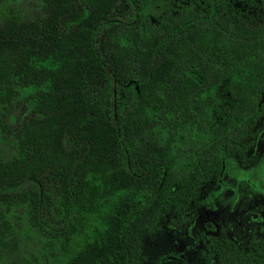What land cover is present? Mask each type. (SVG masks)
I'll list each match as a JSON object with an SVG mask.
<instances>
[{
	"label": "trees",
	"instance_id": "16d2710c",
	"mask_svg": "<svg viewBox=\"0 0 264 264\" xmlns=\"http://www.w3.org/2000/svg\"><path fill=\"white\" fill-rule=\"evenodd\" d=\"M151 2L0 0V264H140L170 205L245 155L264 17ZM211 251L264 264V241Z\"/></svg>",
	"mask_w": 264,
	"mask_h": 264
},
{
	"label": "rangeland",
	"instance_id": "374dc122",
	"mask_svg": "<svg viewBox=\"0 0 264 264\" xmlns=\"http://www.w3.org/2000/svg\"><path fill=\"white\" fill-rule=\"evenodd\" d=\"M186 1L152 0L151 6L158 13ZM214 1L239 10L251 21L264 17V0ZM219 94L225 104L231 102L227 85ZM218 178L216 171L189 203L176 199L170 205L157 232L144 239L140 264H162L160 258L168 253L179 259L163 264H217L211 245L223 243L249 251L253 242L264 241V95L245 155L234 158L221 181Z\"/></svg>",
	"mask_w": 264,
	"mask_h": 264
}]
</instances>
